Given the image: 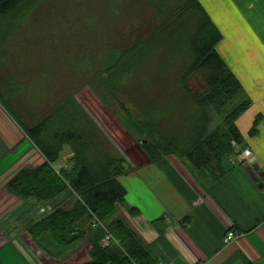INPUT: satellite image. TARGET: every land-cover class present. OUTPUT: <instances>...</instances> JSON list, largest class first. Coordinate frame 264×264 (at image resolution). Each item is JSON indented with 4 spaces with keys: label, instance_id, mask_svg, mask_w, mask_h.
Listing matches in <instances>:
<instances>
[{
    "label": "trees",
    "instance_id": "1",
    "mask_svg": "<svg viewBox=\"0 0 264 264\" xmlns=\"http://www.w3.org/2000/svg\"><path fill=\"white\" fill-rule=\"evenodd\" d=\"M146 1L165 18L150 32L148 39L121 49L105 60V65L100 66V71L96 70L92 76L89 86L105 105H110L113 100L118 101L124 112L122 124L132 136L139 137V144L151 161L156 162L163 156L178 152L193 168L207 169L212 177H216L223 173L222 163L243 143L235 122L250 106L251 99L245 95L236 76L216 52L222 35L199 0ZM37 2L0 0V49L16 26L18 28L26 20L27 12ZM176 38L179 40H173ZM162 45L171 47V57L174 49L180 46L191 57L187 66L179 72L177 80L181 84L184 100L190 105L186 107L180 93H175L172 105L178 111H169L175 112L174 116L169 113L162 117L164 108L158 97L152 96L149 100L145 99V90H141L142 93L134 90L135 95L127 90V84L132 85V81L136 80L140 86H149L150 79L157 75V70L153 68L156 66L161 70L166 60V56L161 61L154 55V51ZM196 75L204 84V88L197 93L188 85ZM123 91L130 94L129 101L133 104L130 108L121 105L117 98L123 95ZM137 100L139 103L147 102L138 106ZM60 108L53 111V117L49 115L37 124L24 125L26 133L46 161L35 169L20 171L6 186L10 194L22 199L35 198L43 205L69 187L77 195L72 197L74 201L71 207L57 206L43 219L31 222L27 228L32 240L41 247L51 244L68 248L86 239L89 244L88 258L82 262L61 264H161L118 215V208L123 207L126 196V189L118 179L128 172L125 159L111 153L105 145H101L100 151L98 142L94 147L93 140H89V130L80 124L79 117L85 113L74 99L72 103L67 102V109L65 102ZM53 118L68 119L71 124L69 129L61 128L58 139L49 143L45 134ZM89 122L94 127V123ZM256 127L257 119L250 134L255 133ZM64 143L70 145L73 167L70 171L58 173L52 164ZM127 211L131 215L137 214L134 207ZM93 217L99 222L95 227L91 222ZM106 236L110 239L104 243Z\"/></svg>",
    "mask_w": 264,
    "mask_h": 264
},
{
    "label": "crops",
    "instance_id": "2",
    "mask_svg": "<svg viewBox=\"0 0 264 264\" xmlns=\"http://www.w3.org/2000/svg\"><path fill=\"white\" fill-rule=\"evenodd\" d=\"M199 3L222 35L216 52L251 99L235 123L243 138L237 149L250 148L254 164L241 163L234 152L222 163L223 173L212 177L207 169L197 170L175 154L157 162L140 157L143 164L138 169L131 162L133 171L124 177L127 182L119 178L126 189L128 206L119 211L161 264H264V0ZM7 46L0 49L2 181L13 168L35 169L46 161L24 125L37 124L52 110L51 104L38 103L37 96L21 86L20 78L8 73ZM87 117L80 116V124L89 130V140L95 148L98 142L101 151L102 137L89 122L93 119ZM256 119V131L250 134ZM70 124L68 119L53 118L45 134L47 141L58 139L61 128L69 129ZM72 156L70 145L64 143L52 167L70 168ZM5 184L0 188V257L12 253L15 261L21 262L27 250L23 243H27L25 229L41 214L36 208L33 212L26 209L28 200L10 194ZM131 207L137 214L128 213ZM20 224L24 231L17 227ZM229 230L239 236L224 243ZM30 264L34 263L30 260Z\"/></svg>",
    "mask_w": 264,
    "mask_h": 264
},
{
    "label": "rangeland",
    "instance_id": "3",
    "mask_svg": "<svg viewBox=\"0 0 264 264\" xmlns=\"http://www.w3.org/2000/svg\"><path fill=\"white\" fill-rule=\"evenodd\" d=\"M38 1L34 8L27 12L26 20L18 28L16 26V30L8 38L6 46L9 45L5 52L7 71L10 75L20 78L21 86L28 87L29 92L37 96L38 103L51 104L52 110H49L52 117L53 107L65 102L67 109V102L72 103L74 99L75 104L82 107V111L93 119L91 121L102 137L101 145H105L111 153L125 159L124 165L128 172L118 179L127 182L124 177L133 171L131 162L139 169L143 164L140 157L147 158L149 162L153 161L141 148L139 137L132 136L122 124L124 112L118 101L113 100L110 101V105H105L94 89L89 86V82L96 70L99 72L100 66L105 65V60H109L117 51L148 39L150 32L156 29L165 15L160 16L159 10L151 4L150 6L146 0ZM173 40L177 41L179 38ZM170 48L169 45L165 47L162 45L154 51V55L161 58V61L165 59V56L166 60L161 70L156 66L153 68L157 70V75L150 79L149 86L138 85V80L132 81V85L127 84V90L132 91L131 95L145 90L143 93L145 99L151 100L152 96L158 97L161 100L162 109L164 108L162 117L169 114V111H178V108L172 105L177 92L180 93L184 105L186 107L190 105V102L184 100L181 84L177 83V80L179 72L187 66L191 57L181 46L174 49V55L171 57ZM188 85L195 93L204 88L203 81L198 75L192 77ZM128 96L130 97V94L123 91V95L117 98L120 99L121 105L130 108L133 104L130 103ZM145 102L147 100H144V103L136 101L138 106ZM54 110L59 111L61 108L57 106ZM133 110L138 114V111ZM174 113L170 114L174 116ZM174 154L184 159L178 152ZM171 155L173 154L163 158ZM72 167L73 163L66 170H56L54 167L53 169L59 173L70 171ZM24 169L31 168L20 169L19 167L16 170L13 168L7 178L3 181L0 178L2 187L6 183V188L8 182ZM76 196L69 187L50 203H46L50 205L51 210L48 213L40 212L41 215L37 221L49 215L57 206L71 207L74 201L72 197ZM24 200H28L26 209H32L31 212L35 208L39 210L43 205V202L36 201L35 198L30 197ZM122 206L128 207L126 198ZM119 210L122 209L118 208V215L121 216ZM31 220L32 223L37 222L36 218ZM21 226L22 224L17 225L24 231ZM88 229L93 232L91 227ZM25 230L27 243L24 241L23 243L27 250L25 249V253L22 254L25 261H15L12 253H6L5 257H0V264H30V260L34 264L77 263L88 258L89 244L86 239H81L68 248L51 244L41 247L32 240L28 229Z\"/></svg>",
    "mask_w": 264,
    "mask_h": 264
},
{
    "label": "built area",
    "instance_id": "4",
    "mask_svg": "<svg viewBox=\"0 0 264 264\" xmlns=\"http://www.w3.org/2000/svg\"><path fill=\"white\" fill-rule=\"evenodd\" d=\"M235 156H236V159H238L239 161H244V163H247V164H252L253 161H252V155H253V152L250 148H244L243 150H238L237 148L235 149ZM51 210V207L49 204H44L42 205L40 208H39V211L40 212H46L48 213L49 211ZM45 213V214H46ZM92 225L95 226L96 224H98V220L96 217H93L92 220ZM239 236V234H237L236 232L232 231V230H229L227 231V233L225 234L224 238H223V241L224 243H229L230 241L236 239L237 237ZM110 239L109 236H106L105 239H104V243H107L108 240Z\"/></svg>",
    "mask_w": 264,
    "mask_h": 264
},
{
    "label": "water",
    "instance_id": "5",
    "mask_svg": "<svg viewBox=\"0 0 264 264\" xmlns=\"http://www.w3.org/2000/svg\"><path fill=\"white\" fill-rule=\"evenodd\" d=\"M143 142H145V140Z\"/></svg>",
    "mask_w": 264,
    "mask_h": 264
}]
</instances>
